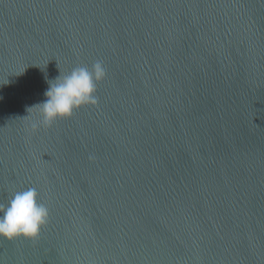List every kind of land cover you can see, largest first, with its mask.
Wrapping results in <instances>:
<instances>
[{"label":"water","instance_id":"obj_1","mask_svg":"<svg viewBox=\"0 0 264 264\" xmlns=\"http://www.w3.org/2000/svg\"><path fill=\"white\" fill-rule=\"evenodd\" d=\"M27 188L48 222L0 264H264V0H0V205Z\"/></svg>","mask_w":264,"mask_h":264},{"label":"clouds","instance_id":"obj_2","mask_svg":"<svg viewBox=\"0 0 264 264\" xmlns=\"http://www.w3.org/2000/svg\"><path fill=\"white\" fill-rule=\"evenodd\" d=\"M105 76L103 63L96 61L91 68L78 66L68 74L61 73L54 80H48L49 87L44 93L47 99L33 106L40 109V124L50 126L57 119L71 117L82 106L95 105L98 82ZM49 215L48 207L39 201L36 188L17 190L7 205H0V237L35 238L47 224Z\"/></svg>","mask_w":264,"mask_h":264}]
</instances>
